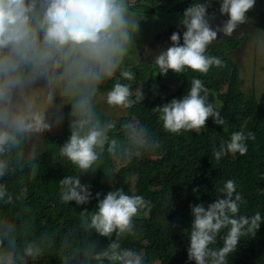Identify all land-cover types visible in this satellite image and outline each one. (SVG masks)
<instances>
[{
    "label": "trees",
    "instance_id": "trees-1",
    "mask_svg": "<svg viewBox=\"0 0 264 264\" xmlns=\"http://www.w3.org/2000/svg\"><path fill=\"white\" fill-rule=\"evenodd\" d=\"M162 4L166 8L160 13L144 15L161 16L160 27L180 16L169 9L178 3L162 0ZM241 32L249 31L241 30L231 36L218 33L222 37L208 47V53L220 57L224 66H213L207 74L190 70L176 74L169 70L161 75L148 40L142 46L138 41L125 60L128 66L133 54H142L138 64H133L136 79L125 82L130 83L133 98L135 88L142 90L144 98L125 108V113L117 114L113 112L116 106L100 98L111 90L116 77L100 85L93 100L96 118L102 126L110 123L113 127L107 130L98 159L87 172L60 154L70 136V104L66 100L68 115L63 119V129L43 134L42 146L35 150L37 158H26L31 144L29 135L18 147L0 155V160L7 163L5 174L0 176V187L5 193L0 197V255L11 260L7 264H117L106 257L97 259L100 253L110 250L113 242L119 243L121 249L141 253L145 264H195L187 258L189 240L185 230L190 229L192 222L189 206L203 203L207 207L222 198L218 189L228 179L236 182L237 192L246 201L240 213L252 215L260 211L264 217V102L244 91L240 69L231 56L245 42L244 36H238ZM193 77L202 80L209 92L208 102L220 112L225 124L217 125L209 117L205 130L200 132H166L160 114L153 109L173 98L180 99L190 89ZM102 107L109 113L101 111ZM133 120L143 141L138 142L131 135ZM237 131L255 135L254 140L247 141V154L216 159L213 150ZM157 140L160 147L150 152L146 142ZM119 163L124 166L118 167ZM69 175L90 186L89 203L77 205L60 199V180ZM130 175L136 176L134 189L128 180ZM116 188L142 195L152 202L153 208L149 215L140 214L133 219L132 233L117 236L114 232L104 237L89 227L91 215L97 211L98 200ZM194 188L198 191L194 192ZM221 243L218 237L217 246ZM229 264H264V220L254 236L241 239Z\"/></svg>",
    "mask_w": 264,
    "mask_h": 264
},
{
    "label": "clouds",
    "instance_id": "clouds-1",
    "mask_svg": "<svg viewBox=\"0 0 264 264\" xmlns=\"http://www.w3.org/2000/svg\"><path fill=\"white\" fill-rule=\"evenodd\" d=\"M192 1L184 0L183 5ZM255 2L219 0V13L228 19L214 28L210 21L215 19V13L207 12L212 0H194L180 21L186 29L183 43L180 33L173 32L170 46L154 57L158 73L165 75L171 70L181 74L190 70L207 74L213 66L223 67L222 59L210 55L208 47L222 37L218 33L231 36L244 24L246 13ZM152 10L150 14H155ZM137 31L138 22L128 0H0V155L18 147L31 133L59 126L64 118L61 109H56L59 96L69 102L71 117L70 136L60 154L87 172L98 159L107 130L113 127L110 123L102 126L96 118L93 100L100 85L119 74L123 83L117 81L107 92L106 102L112 106L130 108L144 98L141 89L135 91L133 98L132 87L125 82L136 79L134 67L126 66L125 60ZM208 94L202 80L193 77L185 95L153 111L160 114L163 129L173 134L205 130L209 117L222 126L225 119L208 102ZM46 107L55 109L51 116ZM254 139L252 132H233L230 140L213 150V156H244L248 152L247 141ZM145 146L154 152L160 144L158 140L149 141ZM6 170L7 163L0 160V176ZM89 188L88 184H81L79 177L65 176L60 180V199L87 204L91 197ZM218 193L222 198L207 207L203 203L189 206L192 222L190 229L185 230L189 240L187 258L195 264H229L241 239L254 236L264 220L260 211L252 215L240 213L246 201L237 192L234 180H226ZM4 194L0 187V197ZM96 195L99 198L100 194ZM152 208V202L142 195L126 193L122 188L109 190L98 200L89 227L104 237L114 232L117 236L132 233L133 219L140 214L149 215ZM218 237L222 241L219 246ZM101 257L117 264H145L141 253L121 249L117 242L97 259ZM0 264H7V258L0 255Z\"/></svg>",
    "mask_w": 264,
    "mask_h": 264
},
{
    "label": "rangeland",
    "instance_id": "rangeland-1",
    "mask_svg": "<svg viewBox=\"0 0 264 264\" xmlns=\"http://www.w3.org/2000/svg\"><path fill=\"white\" fill-rule=\"evenodd\" d=\"M130 2L133 4L134 0H130ZM164 17L167 20H170V17L165 14ZM162 18L159 15H151V16H141V17H135V19L138 22V31L134 38H138L140 42V46L143 45L144 42L147 43L153 38L155 40L154 46L155 48V55L156 53L161 50L160 43H156L158 39V34L154 37L155 32L160 28V23L158 20ZM252 19V18H250ZM249 23L246 24V29L249 31L247 34H244L241 32L238 36H244L245 39L241 47L235 49L232 51L231 56H233L234 61L237 62L238 67L240 69V76L242 79V85L244 91L249 95L251 93H254L257 97V99L260 102L263 100L264 102V16H261L259 18L260 26L256 23L255 25L251 24L250 20L248 19ZM256 28V30H255ZM158 33V32H157ZM147 39V40H146ZM156 43V44H155ZM153 46V45H151ZM158 88H160V85H157ZM154 86L153 88H157ZM138 88L134 89V92ZM107 95L100 96V98H106ZM56 109H61L63 113V117L66 118L68 115V109L66 107V104L64 103L63 99L59 96L56 98ZM261 103V102H260ZM102 106V105H101ZM117 107L116 111H113L117 114L125 113V108ZM101 111L105 113H109L107 110L104 109V107L100 108ZM45 110L48 112L49 116H51V112L55 109H52L50 107H46ZM64 119V118H63ZM62 123L59 126H54L50 131H45L42 133H31L29 134V137L31 138V144L28 146V150L26 153L27 159L37 158L38 154L36 153V148H40L42 146L41 139L44 133L51 132V133H57L61 132ZM132 128V136H135L138 140V142L143 141L142 138L137 133V123L136 121H132L131 123ZM152 157H155V154L151 155ZM118 167L124 166V163L117 164ZM132 188H135V181L136 176L130 175V178L128 179ZM134 191V190H133ZM11 260H7V263H10ZM153 264H160L159 262H155Z\"/></svg>",
    "mask_w": 264,
    "mask_h": 264
},
{
    "label": "flooded vegetation",
    "instance_id": "flooded-vegetation-1",
    "mask_svg": "<svg viewBox=\"0 0 264 264\" xmlns=\"http://www.w3.org/2000/svg\"><path fill=\"white\" fill-rule=\"evenodd\" d=\"M183 2H184V0H180V1L176 2V3H178L179 8L178 7L174 8L172 6L169 8L170 10H176L177 12H179L180 13L179 18L176 17L174 19L173 23H171V22H169L167 24L163 23L161 25V27L154 34V37L156 36V34H158V39H157L156 43H158V44L160 43L161 49H164V48H167L168 46H170V36L173 32H179L180 33V36H181L180 43L181 44L183 43L182 36H183V32L186 29L183 30V26L181 25L180 21L182 19L184 11L186 10L187 7H189L194 2V0L192 2L186 4V5H183ZM200 2H203V0H200ZM128 3H129V6L130 5L134 6V4L136 5L135 8L130 6V8L132 9V14L134 15V17L144 16L145 14L150 13V11L152 9L157 11L156 13H160V10H164L163 8H166L162 4V0H155V1L143 0L140 3H138L137 0H134L133 4L130 2V0H128ZM207 12L210 14L215 13V19L210 21V23H212L213 27H216L218 25H222V22L226 21L228 19V16L226 14L221 15L219 13V0H212L211 6L207 9ZM246 16L248 17L246 22L244 24H241L236 30H234L233 33H236V32L238 33L241 30L248 31L246 29V24L249 23L248 19L251 21L250 22L251 24L255 25L257 23L260 26L259 18L261 16H264V0H256L254 7L246 13ZM250 18H252V19H250ZM255 30H256V28H255ZM138 41H139L138 38H134V44H133L132 48H134L135 45L138 44ZM154 42H155L154 39L150 40L148 42L149 48L153 51H154ZM151 45H153V46H151ZM132 52H133V50H132ZM131 55H132V53L130 54V59H131ZM141 56H142V54L140 52H138L137 54H133L132 59H131V61H129L128 66L133 68V64H138ZM115 80H116V82L117 81L122 82L119 78V75L116 76ZM38 87H39V85L37 86V88Z\"/></svg>",
    "mask_w": 264,
    "mask_h": 264
},
{
    "label": "water",
    "instance_id": "water-1",
    "mask_svg": "<svg viewBox=\"0 0 264 264\" xmlns=\"http://www.w3.org/2000/svg\"><path fill=\"white\" fill-rule=\"evenodd\" d=\"M152 13H155V10L154 9L152 10Z\"/></svg>",
    "mask_w": 264,
    "mask_h": 264
}]
</instances>
